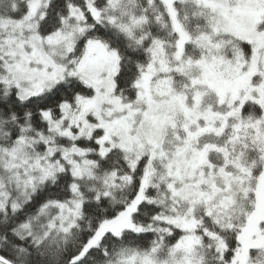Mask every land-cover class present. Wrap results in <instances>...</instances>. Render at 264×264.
I'll return each instance as SVG.
<instances>
[{"label": "snow or ice", "instance_id": "snow-or-ice-1", "mask_svg": "<svg viewBox=\"0 0 264 264\" xmlns=\"http://www.w3.org/2000/svg\"><path fill=\"white\" fill-rule=\"evenodd\" d=\"M0 264H264V0H0Z\"/></svg>", "mask_w": 264, "mask_h": 264}]
</instances>
